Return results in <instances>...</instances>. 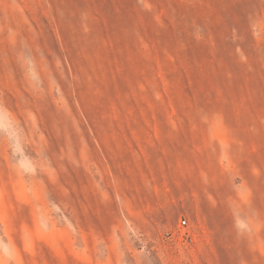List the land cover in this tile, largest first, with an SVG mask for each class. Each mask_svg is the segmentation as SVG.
I'll use <instances>...</instances> for the list:
<instances>
[{
  "label": "rangeland",
  "instance_id": "obj_1",
  "mask_svg": "<svg viewBox=\"0 0 264 264\" xmlns=\"http://www.w3.org/2000/svg\"><path fill=\"white\" fill-rule=\"evenodd\" d=\"M0 264H264V0H0Z\"/></svg>",
  "mask_w": 264,
  "mask_h": 264
},
{
  "label": "built area",
  "instance_id": "obj_2",
  "mask_svg": "<svg viewBox=\"0 0 264 264\" xmlns=\"http://www.w3.org/2000/svg\"><path fill=\"white\" fill-rule=\"evenodd\" d=\"M180 224H182V225H186V219H182V220H180Z\"/></svg>",
  "mask_w": 264,
  "mask_h": 264
}]
</instances>
